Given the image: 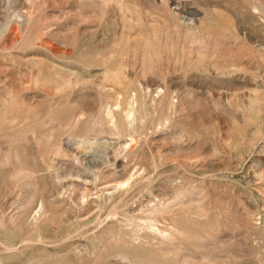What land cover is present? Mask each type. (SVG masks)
I'll list each match as a JSON object with an SVG mask.
<instances>
[{
    "label": "rangeland",
    "instance_id": "obj_1",
    "mask_svg": "<svg viewBox=\"0 0 264 264\" xmlns=\"http://www.w3.org/2000/svg\"><path fill=\"white\" fill-rule=\"evenodd\" d=\"M0 264H264V0H0Z\"/></svg>",
    "mask_w": 264,
    "mask_h": 264
},
{
    "label": "bare ground",
    "instance_id": "obj_2",
    "mask_svg": "<svg viewBox=\"0 0 264 264\" xmlns=\"http://www.w3.org/2000/svg\"><path fill=\"white\" fill-rule=\"evenodd\" d=\"M18 8V7H17ZM19 10V9H18ZM11 12V11H10ZM20 14V13H19ZM23 20V19H22ZM8 23H9V20L8 21H6L5 23H4V26H3V28H2V30L3 29H5V28H7V26H8ZM1 30V31H2ZM117 160V159H116ZM117 163V162H116ZM120 163H123V162H120ZM85 182V181H84ZM101 191V190H100ZM103 197V196H102ZM27 213H29V211L27 212ZM23 214H24V212H23ZM25 214H26V212H25ZM16 215V214H15ZM20 215V214H19ZM70 215V214H69ZM17 216V215H16ZM22 216V215H21ZM25 216V215H24ZM71 216H72V214H71ZM17 218H18V216H17ZM21 218V217H20ZM13 219V218H12ZM15 220H16V218H14ZM27 219V218H26ZM25 219V220H26ZM23 220V219H22ZM25 220H23L24 222H25ZM21 221V220H20ZM8 222H10L9 220H8ZM12 222V221H11ZM11 222H10V224H11ZM27 222V221H26ZM23 223V222H22ZM19 224H20V222H19ZM18 224H16V226H17ZM12 226H13V223H12ZM18 226H20V225H18ZM15 227V226H14ZM12 228V227H11ZM16 228V227H15ZM18 228V227H17ZM20 229V228H19ZM91 251V250H90Z\"/></svg>",
    "mask_w": 264,
    "mask_h": 264
}]
</instances>
